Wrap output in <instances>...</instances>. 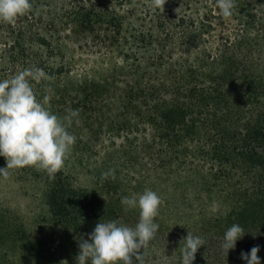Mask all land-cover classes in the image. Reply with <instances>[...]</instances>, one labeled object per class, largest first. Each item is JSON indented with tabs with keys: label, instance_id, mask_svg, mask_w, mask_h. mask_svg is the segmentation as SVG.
<instances>
[{
	"label": "trees",
	"instance_id": "1",
	"mask_svg": "<svg viewBox=\"0 0 264 264\" xmlns=\"http://www.w3.org/2000/svg\"><path fill=\"white\" fill-rule=\"evenodd\" d=\"M30 2L0 21V79L42 68L51 79L31 82L36 99L60 118L79 110L65 168L92 185L65 169L43 179L69 247L99 221L134 227L139 209L121 197L150 189L162 203L144 264H181L187 232L205 240L194 264H246L241 252L264 247V0H236L231 18L215 0ZM234 223L245 235L226 255ZM12 238L0 264H44Z\"/></svg>",
	"mask_w": 264,
	"mask_h": 264
},
{
	"label": "clouds",
	"instance_id": "2",
	"mask_svg": "<svg viewBox=\"0 0 264 264\" xmlns=\"http://www.w3.org/2000/svg\"><path fill=\"white\" fill-rule=\"evenodd\" d=\"M165 4L166 0H153ZM219 13L231 18L236 0H215ZM32 11L30 0H0V21L11 23L19 16ZM51 77L39 67L26 68L10 79H0V157L6 167H0V178L7 179L9 170L34 166L46 171L49 178L63 168L65 160L76 141L68 126L80 123L79 110L69 109L63 118L51 113L36 99L31 82L39 83ZM51 93L50 86L46 89ZM48 95L45 100L49 99ZM114 175L113 170L102 176ZM122 206L139 209V220L134 227L111 220L97 222L94 229L81 237L76 264H144L143 248L155 237L159 224L155 222L162 201L153 190L121 197ZM244 229L232 224L223 234L221 248L228 255L244 237ZM181 264H194L195 254L205 245L199 235L187 232L182 238ZM260 246L249 253L241 252L246 264H261L257 255ZM167 259V257H166Z\"/></svg>",
	"mask_w": 264,
	"mask_h": 264
},
{
	"label": "rangeland",
	"instance_id": "3",
	"mask_svg": "<svg viewBox=\"0 0 264 264\" xmlns=\"http://www.w3.org/2000/svg\"><path fill=\"white\" fill-rule=\"evenodd\" d=\"M0 167H6L4 157H0ZM64 169L66 173L75 174L79 184L92 185L91 176L80 172L78 167L66 165L65 168L64 163L61 170ZM9 173L7 179L0 178V246L9 245L12 237H19L40 248L38 259L44 264H76L79 244H76L75 249L70 248L69 241L64 238L69 233L55 228L49 219L45 205L46 184L43 180L46 171L27 166L10 169ZM22 254L29 256L26 252ZM257 255L261 258V264H264V247Z\"/></svg>",
	"mask_w": 264,
	"mask_h": 264
}]
</instances>
